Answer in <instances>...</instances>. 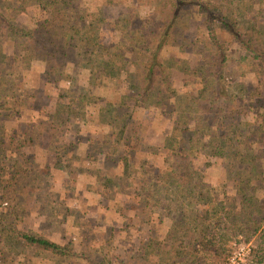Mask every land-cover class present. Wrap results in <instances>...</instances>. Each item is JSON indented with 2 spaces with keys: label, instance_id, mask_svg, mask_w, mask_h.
Masks as SVG:
<instances>
[{
  "label": "rangeland",
  "instance_id": "1",
  "mask_svg": "<svg viewBox=\"0 0 264 264\" xmlns=\"http://www.w3.org/2000/svg\"><path fill=\"white\" fill-rule=\"evenodd\" d=\"M76 1L82 23H90L88 28L94 29L85 35L98 36L99 46L78 55L67 45L61 48L67 40L65 32L51 28L50 43L58 47L54 48L57 58L28 59L23 57V43H33L26 33L35 30L44 13L26 0H0L4 19L0 21V104L4 105L0 108V264H89L80 255L59 257L26 246L12 236L14 229L70 242L78 252L103 258L105 264L107 259L110 264H148L141 251L148 235L139 222L142 218L150 219L152 238L164 242L158 264H264V69L215 23L225 62L221 77L213 76L215 65L208 55L214 46L208 42L202 14L194 6L180 9L174 40L162 52L171 87L184 99L169 116L172 124L174 120L178 127H188L176 134L180 144L174 149H180V156L157 148L173 135L171 122L161 114L169 111V103L157 105L150 100L133 107L126 99L133 112L125 136H133L137 150L128 174L134 182L182 161L187 183L195 189L191 194L182 189L174 201L164 196V203L174 205L169 209L151 205L142 210L134 185L119 189L113 178L117 174L121 182L127 180L116 169L115 158L128 141L118 132L121 117L108 124L106 112L118 97L137 91L134 65L155 45L145 22L151 6L148 0H138L136 12L129 0ZM207 1L216 12L232 16L237 26L256 25L264 30V0ZM18 5H25L26 10L12 14ZM79 36L74 34L71 42L80 48L84 41ZM105 53L115 56V75L107 76L96 67ZM56 61L60 63L54 64ZM204 98L208 102L214 98L211 110L205 112L199 105L196 110V103ZM221 101L230 105L226 117L213 113L224 106ZM185 111L192 121L184 123ZM204 118L210 124L220 120L228 125L226 135L213 126L206 131L214 139L203 135ZM194 125L196 134L190 132ZM187 145H193L191 153ZM141 160L146 161L145 170ZM195 171L201 175L202 187L194 178ZM203 195L209 206L196 200ZM133 217V230H142L131 239ZM180 223L197 230L183 232ZM193 235L219 244V255L210 257L189 248Z\"/></svg>",
  "mask_w": 264,
  "mask_h": 264
},
{
  "label": "trees",
  "instance_id": "2",
  "mask_svg": "<svg viewBox=\"0 0 264 264\" xmlns=\"http://www.w3.org/2000/svg\"><path fill=\"white\" fill-rule=\"evenodd\" d=\"M31 3L33 9L39 8L41 12L44 13V16L40 18L36 22V28L33 32L27 34V40H32V45L26 46L23 43L24 47H26V54H24V58H44L46 55H53V57L57 58V53L54 51L55 47L52 43H50V30L51 28H60L65 32V37L67 40L63 42V48L65 45L70 47L72 50L73 48L76 50V54L78 55H86L87 52H92L94 47H98V36H94L88 38L85 35V31L92 32L94 29L88 28L91 24L90 23H82L81 19L79 18L78 11H77V1L75 0H26ZM138 0H129L130 8L132 10L138 12ZM111 3V0H108ZM151 6V12L146 16L145 22L147 26L150 28V34L152 40L155 42L153 49L147 53H144L140 57V61L134 65L135 72L138 75V87L137 91L132 92L128 95H121L118 97L114 107L109 108L107 110V114H109L108 124L115 119L121 117V125L118 129L120 135H124L127 133V123L132 118V112L128 109L127 100L132 102V106L142 104L144 102H149L150 100L157 103V105L162 104L163 102L169 103L170 109L167 113L161 112L162 115H167L166 118L171 122V129L173 135L168 137L167 139H163L162 143L157 145V148L165 149L171 151V155L178 157L180 155V149L175 150V144H180V141L177 139V132H181L184 129L188 128L185 127H178L179 125H175V121L169 118L171 114L176 112L177 106L176 104L180 105V101L182 99L176 92L173 90L170 83L169 77L166 75L164 67L162 65V52L164 51L165 47L170 45V43L174 40V31L176 28L177 18L179 16V11L184 6H194L197 10L202 14V19L206 24V29L208 33V42L214 49L211 53H209V59L212 60L213 64L215 65V77L218 79L221 77L223 72L224 62H225V55L224 51L222 50V40L217 36L216 28H214V24L218 23L219 27L223 29V31L233 40L239 43L241 48L245 49L247 55L251 58V60L256 61L258 65H260L264 69V37H260L261 34L264 35V30L257 29L256 25H251L249 27H242L237 26V23L230 15H223L221 12H216L213 8V4L207 0H152L149 1ZM25 5H18L17 7L12 8V14H17L19 12H23L26 10L24 8ZM136 16V13H134ZM131 17V16H130ZM4 20L2 13H0V21ZM79 22L81 25H79ZM87 25V27H86ZM86 27V29H85ZM125 27L126 26H122ZM68 31V32H67ZM74 34H79V38L83 40L82 47L79 48L78 44L75 42H71V39H74ZM57 43V42H56ZM64 49V48H63ZM54 52V53H53ZM61 51L60 54H62ZM113 53V52H112ZM55 54V56H54ZM92 54V53H89ZM105 55H107L105 53ZM113 54L104 56L105 59H101L96 67L103 72L106 73L107 76L115 75L116 73V63L113 64ZM67 60V59H66ZM70 60V59H68ZM60 63L59 61L54 62ZM121 63V61H119ZM125 64V60L123 61V66ZM196 74L200 78H204L205 76L202 75L201 71L195 68L194 70ZM212 76V77H213ZM217 79V81H218ZM219 82V81H218ZM218 90L220 93L223 92V87L220 89L219 83ZM173 83V82H172ZM163 86L158 91H155L157 87ZM242 89L244 88L242 84ZM248 93L252 96L253 93ZM159 95V98L155 100L156 96ZM219 96V95H217ZM247 97V93L245 94ZM173 99L170 102L169 99ZM187 99V98H186ZM155 100V101H154ZM214 100L211 99L209 102L204 100H200L199 102H195L196 110L199 109L198 105L205 111L211 110L210 102ZM152 102V103H153ZM224 103V106H218L213 113L221 114L222 117H226L228 114V104L227 101H221ZM154 104V103H153ZM244 104V103H243ZM242 105V104H241ZM159 107V106H158ZM0 108L4 109V105L0 104ZM125 108V109H124ZM187 108V107H186ZM124 109V110H123ZM231 109V108H230ZM232 110V109H231ZM112 113L110 114V112ZM230 111V110H229ZM13 113L10 111L9 113ZM232 112V111H230ZM242 114L246 113L245 110L241 111ZM207 115V114H206ZM183 116L187 117L184 123L192 121V115H189L187 111L183 112ZM220 119L221 117L218 116ZM205 119V118H204ZM205 123L202 127L203 135H207V138H215L214 135L210 131H206L210 126L213 128H217L218 131H221V134L226 135L227 126L224 122L218 121V123H208V120L205 119ZM181 125V122H180ZM232 126V125H231ZM212 128V127H211ZM236 130V127L234 126ZM109 131V129H107ZM106 130V131H107ZM197 128L194 125L190 132L192 134H196ZM105 135V134H104ZM121 136L118 137V140ZM132 135H126L125 140L128 141L125 143V149L117 155L116 169L121 170V173L127 178L126 182H121L120 176L117 174L114 175V179H117L119 189H122L123 186H127L129 184H133L136 189L135 196L137 197V202L141 203L142 210L147 209V206H162L164 209H169L172 205V201L176 200V198L180 197V191L182 189L187 191L188 194H191L195 187L193 188L191 185L187 183V173H184V166L182 161H179L176 164H172L170 166H166L163 171H155L153 170V175L150 173L145 175L142 178L136 179L134 182L130 179V174H128V164L136 161V147L132 144L135 141L132 140ZM132 144V145H131ZM193 145H187V150H190L189 153L192 152ZM159 149V150H160ZM178 153H176V152ZM114 152H117V148L114 149ZM2 153V150H0ZM188 155V153H187ZM181 158V157H179ZM146 163L145 160L140 161L141 167L144 169V164ZM145 170V169H144ZM194 178H198V186L202 187V182L200 180L201 175L198 176L197 172H194ZM136 182V183H135ZM125 184V185H124ZM193 188V191H192ZM122 191V190H121ZM202 194V193H201ZM171 195V196H169ZM170 198L168 200H172L171 202H166L162 200V198ZM205 196L203 195L202 198L200 196L196 197V200H200L203 202V205L209 206V201L204 199ZM227 214V213H226ZM225 216V215H224ZM148 219L142 218L139 222L143 223L145 226V233L148 234L145 237V241H147L144 248L141 250L147 256L148 261L150 264H158L161 259L162 247L164 242L154 240L151 236V226L148 225ZM230 220V219H229ZM130 231L129 237L132 239L135 236V232L138 230H142L140 227H136L135 230L133 228L136 226V222L133 219H130ZM222 222V219H219L218 222ZM228 221V220H227ZM180 223L179 230H192L196 232V226H183ZM229 223L226 222L225 226ZM172 230V229H171ZM176 230V229H175ZM131 232V235H130ZM184 232V231H183ZM172 235V233H169ZM195 234V233H194ZM12 236L16 239L22 241V243L26 246H30L37 250H44L50 253H53L59 257H66V258H73L78 257L79 255L84 258V260L88 261L89 264H105L103 258L95 259L91 258L85 251L78 252L74 245L69 243H60L57 241L52 240L49 237L40 235V234H33L28 231L17 230L14 229L12 231ZM177 241V240H176ZM189 245L188 247L200 252H205L206 256L216 257L219 255L221 250V246L219 244H215L212 240L207 239L205 236H201L199 238L195 237L194 235L189 237L188 240ZM107 255V254H106ZM112 261V259H110ZM148 263V264H149ZM107 264H110L109 259H107ZM253 264H260L259 262H255Z\"/></svg>",
  "mask_w": 264,
  "mask_h": 264
}]
</instances>
